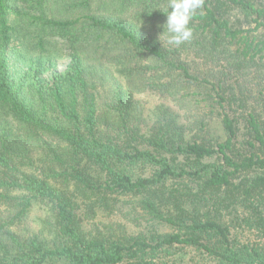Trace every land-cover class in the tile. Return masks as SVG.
<instances>
[{"label":"trees","instance_id":"obj_1","mask_svg":"<svg viewBox=\"0 0 264 264\" xmlns=\"http://www.w3.org/2000/svg\"><path fill=\"white\" fill-rule=\"evenodd\" d=\"M167 9L0 0V264H177L158 257L175 247L264 264V88L253 107L233 87L251 68L264 79V0H204L180 46L163 33ZM24 26L31 44L17 43ZM59 52L66 68L42 79ZM143 91L203 108L192 135L169 106L142 125L133 93ZM211 118L222 135L205 128ZM36 204L52 244L14 230ZM117 212L146 226L84 230Z\"/></svg>","mask_w":264,"mask_h":264},{"label":"rangeland","instance_id":"obj_2","mask_svg":"<svg viewBox=\"0 0 264 264\" xmlns=\"http://www.w3.org/2000/svg\"><path fill=\"white\" fill-rule=\"evenodd\" d=\"M27 28L29 33H26L24 36L23 34L18 35L16 38L17 43H22L24 45L28 43L31 44V41H33L32 36L35 33L33 32V27ZM50 56L51 62L46 63V60L42 64V67L45 69V73L40 74L42 79L49 77V75H52L53 73L63 71L66 68L67 62L65 54L62 55L59 52V54L52 53ZM242 72L243 73L236 74L237 83L233 85L234 91L244 94V100L254 107L258 104L259 91L264 88V79H261L260 76L253 73L256 72L254 68ZM254 93L256 94V97L253 96ZM133 101L136 102L134 103L135 115L139 118L142 125H151L153 120L162 114L161 110L164 107L169 106V110L172 111V114L177 117L180 123L184 124L187 135H192L191 133H193L195 129V121L199 120L202 117V114L205 113L203 108H198L197 111L196 108H194V105H191L190 103H188L187 106L184 103L179 104V106L174 105V102L171 99H164L163 96L152 91L133 93ZM196 113H198V115H196ZM205 128H209L211 133L215 136L222 135L220 127L214 118L206 120ZM224 214V217L227 219L234 216V214H229L227 211H224ZM134 217L135 214L133 213L124 215V213L117 212L110 216L101 214L94 219L84 221L82 225L84 230L90 233H95L97 231H113L118 233L143 231L144 226H146L144 219L141 218L134 221ZM49 221L51 220L46 206L36 204L31 208L23 222L15 227L14 230L23 237L35 236L44 242L52 244L53 234L50 233ZM154 228L159 229L160 231L169 230V228L160 227L156 224L152 225L149 223L147 225L148 230ZM240 231L238 232L241 237L256 238L254 232ZM257 235L260 236V234ZM158 257L170 262H176L177 264H212L210 259L204 256L200 251L185 247L171 248L167 250V252L159 253Z\"/></svg>","mask_w":264,"mask_h":264},{"label":"clouds","instance_id":"obj_3","mask_svg":"<svg viewBox=\"0 0 264 264\" xmlns=\"http://www.w3.org/2000/svg\"><path fill=\"white\" fill-rule=\"evenodd\" d=\"M203 5L204 0H168L166 23L163 25L167 44L180 46L192 39L193 29L189 24Z\"/></svg>","mask_w":264,"mask_h":264}]
</instances>
